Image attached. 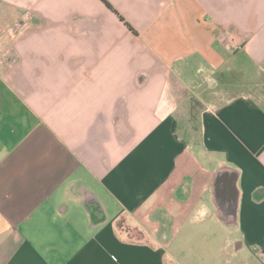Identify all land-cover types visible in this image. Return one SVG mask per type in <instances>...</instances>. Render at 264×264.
<instances>
[{"label":"crops","instance_id":"0c3cea01","mask_svg":"<svg viewBox=\"0 0 264 264\" xmlns=\"http://www.w3.org/2000/svg\"><path fill=\"white\" fill-rule=\"evenodd\" d=\"M106 1L0 0V264H264V0Z\"/></svg>","mask_w":264,"mask_h":264},{"label":"water","instance_id":"95a60500","mask_svg":"<svg viewBox=\"0 0 264 264\" xmlns=\"http://www.w3.org/2000/svg\"><path fill=\"white\" fill-rule=\"evenodd\" d=\"M221 170H219L217 172V174L215 175V194H216V199L218 200V205H219V208L221 210V213L222 215H225V212H226V209L223 205V199L220 197V192H221V189H220V179H221ZM232 186V185H231ZM232 192L234 193L233 189H231Z\"/></svg>","mask_w":264,"mask_h":264},{"label":"rangeland","instance_id":"374dc122","mask_svg":"<svg viewBox=\"0 0 264 264\" xmlns=\"http://www.w3.org/2000/svg\"><path fill=\"white\" fill-rule=\"evenodd\" d=\"M263 88H264V87H263ZM263 88H262V90H260L261 92H264ZM246 255L249 256V254H248L247 252L244 253V256H246ZM249 258H250V257H249ZM252 263L254 264V263H256V261H253Z\"/></svg>","mask_w":264,"mask_h":264},{"label":"trees","instance_id":"16d2710c","mask_svg":"<svg viewBox=\"0 0 264 264\" xmlns=\"http://www.w3.org/2000/svg\"><path fill=\"white\" fill-rule=\"evenodd\" d=\"M104 2L107 4V6H109L110 7V4L106 1V0H104Z\"/></svg>","mask_w":264,"mask_h":264}]
</instances>
